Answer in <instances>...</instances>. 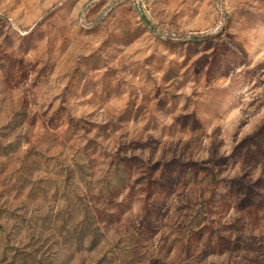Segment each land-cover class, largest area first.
Wrapping results in <instances>:
<instances>
[{
    "label": "rangeland",
    "instance_id": "1",
    "mask_svg": "<svg viewBox=\"0 0 264 264\" xmlns=\"http://www.w3.org/2000/svg\"><path fill=\"white\" fill-rule=\"evenodd\" d=\"M0 264H264V0H0Z\"/></svg>",
    "mask_w": 264,
    "mask_h": 264
}]
</instances>
